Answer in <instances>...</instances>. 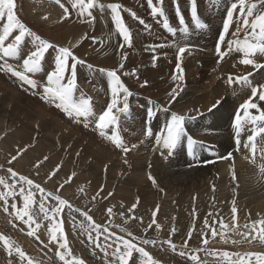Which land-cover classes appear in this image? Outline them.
<instances>
[{
	"label": "rangeland",
	"instance_id": "1",
	"mask_svg": "<svg viewBox=\"0 0 264 264\" xmlns=\"http://www.w3.org/2000/svg\"><path fill=\"white\" fill-rule=\"evenodd\" d=\"M164 1L165 3L163 4L167 3V7L163 6V8L169 19L170 25L178 28V20L175 15V9H174L175 6L173 5L172 0H164ZM226 1H228L229 4L231 2V1L229 2V0H203V1L199 0L198 14L200 19L203 22L205 21L207 27L203 30H197L195 29V26L191 20L189 7H186L188 5L187 0H179L180 7L182 8V13L185 18V23L189 28V37L186 41H184L185 43L189 44V46L191 47V51L185 53L187 56L193 57L194 60L198 57L199 58L203 57V53L201 54V52H198L196 46L204 45L205 44L204 42L206 41L208 42V44L210 43L208 46H211L213 48V51L215 50V43L217 41L216 37L218 35L215 34V27L222 21V16L224 14V11H225L224 15H226V9L224 8H227L229 5L227 4ZM13 2L15 5L14 14L18 16L21 22H23L31 31L39 35L42 39L46 38L45 40L49 41L50 43L51 41H53L56 45L59 42L61 43L63 42L62 45L66 41L71 42L78 33L79 34L82 33L79 32L81 28L85 29L86 26L91 25V23L83 22L81 20V18L77 15L78 10H74L72 8V5L69 2V0H60L59 3H57L56 0H13ZM100 2L105 4V6L111 3H118L121 5L120 15L122 17V20L124 24L130 29L132 36H134L133 44L139 47L137 48V51L143 56L152 57L154 55V53L150 50L152 44L153 46L159 44H165V43L166 44L168 43L167 45H171L175 40L181 38V34L179 33V31L177 32L176 36H173L162 27V22L159 17L153 18V16L151 15V9L148 7L147 0H136V1L135 0L134 1L133 0H108V1L97 0V3ZM153 2L155 3V0H153ZM199 2L201 4H199ZM251 2L258 4L259 0L258 1L251 0ZM33 4L36 5L35 7L38 6V8L40 6V8L37 10H31V7H34ZM60 4H63L64 7L69 10V15L67 17H64V8H61ZM41 6L43 8L45 6L47 7L50 6L53 9H56L55 10L56 13L54 14V16L52 15L53 13H51V15H49L50 17L48 15L46 16L43 15L44 17L42 18V20H39L36 18L35 12L41 11L42 10ZM172 8L174 11L172 10ZM209 9L218 11V14L217 15L216 13L211 14L209 12ZM57 11L59 13H57ZM91 11L95 19L100 17L98 14L99 7L94 8ZM107 12L110 15L109 16L110 18L107 21L103 20L102 22L107 28L106 29L107 32L105 34L103 33L104 36L103 35L99 36L98 27L97 25L94 24L92 25V33H90V36L88 37L89 47L90 48L93 47L88 51L92 52L96 58L98 54L101 57L100 61L103 62L110 61V58L104 57V55H102L104 53V50L108 47L107 49L109 51L112 52L120 51L121 48L119 47V45L122 42L121 38H119L118 35L119 33L116 31V29L114 30L115 26L111 19L110 9H108ZM132 13H135V17L132 15ZM213 16L214 18L217 17V19L212 20L213 25L210 27V22L208 18L210 17L213 18ZM236 16H239V8H237L236 12L234 13V18ZM140 20H143L145 24L152 26L145 28V25L141 24ZM5 22H6V14L4 17L0 18V28H2L3 23ZM155 23H157L158 25ZM55 26L57 27L56 29H54ZM145 29L147 30V32ZM220 30H222V28ZM233 30H234V26H232L231 24L229 32H233ZM15 34L17 33L14 31L13 34L8 38V40H6L5 43L7 44L11 42ZM56 35H58V37H56ZM55 37L56 39H54ZM150 38L152 39L151 42H149ZM94 39H95V43L93 42ZM228 39H234V37L229 35L227 36L226 40ZM171 41L173 42L171 43ZM72 46H73L72 48L75 50L74 53L77 56L78 55L82 56L83 51H76V48L78 46L74 47V44ZM224 48H226V44H224ZM30 49H32L31 40L30 38L26 37L25 44L23 45V55H27ZM207 49L208 51H210L209 47ZM177 50L178 49L175 47L172 48V46H167L164 47L163 49L161 48L158 49V51L155 53V55L158 56L162 52L159 55L158 59L161 60L162 64L164 63L163 65L166 66L169 65L168 67L171 70L172 75L176 70L175 65L177 62L176 61ZM170 53L171 55H168ZM257 54H256L257 59L258 58L262 59L264 57L259 54L258 57ZM172 55H174L175 57ZM54 56H55V52L52 51V49H49L48 52L45 54V60L42 62V66L45 69V71H41L40 73H37L35 75L30 74L32 75L33 79H36L38 81V83L45 82L46 71H50L51 68L54 66ZM0 63H2V61H0ZM9 63L13 65H18L19 63H22V60L16 61L13 59H9ZM156 64H160V63H156ZM77 67H78L77 73L80 72L81 74L87 77V79L84 80L82 79L83 76L81 75L82 77L81 79L83 81H88V76H87L88 71L82 69L80 65H78ZM145 67L151 70V68L153 67V63L150 64L147 63V66ZM133 71L134 70H131V72L130 71H126L122 73L119 72L120 74H118L120 75V77L123 76L121 77L122 82L132 92V96L130 97L131 99L129 98V112L127 115L120 114V119L118 122L119 136L124 142L125 146L127 147H130V145H132L130 139L129 138H128L129 140L127 139L128 132L131 133V131H133L132 133H134L135 135H139V139L141 141L142 140L147 141L149 139L148 142L151 145L152 142L155 140V133L158 132L159 129H161V124L157 123L156 121H153L154 118L152 119L150 125L147 123V109L149 107V104L141 102L138 99V97L135 95V93L130 89L129 84L127 82V79H132L134 81L138 80L139 83H142L145 79H147L150 82L152 76L148 71L138 73L136 70H135L136 74L131 75ZM124 73H129V75H125ZM262 73H264V70L262 71ZM94 75H100V74L96 73ZM103 78L104 81L95 80L93 83L92 81H88V84L85 86L82 83L79 84L77 78L79 91L76 93V96L79 97L80 93L82 92L86 98L87 97L91 98L93 111L97 118L107 108V103L111 99V95L108 90L107 78L106 77ZM26 89L27 86L25 85L22 87L21 83L15 77H12L10 73L0 70V163L4 165L2 166L4 169H0V177L4 178L8 183H11L12 182L11 177L10 174L7 172L6 167L11 168L15 172H21L22 175L27 176L29 179H32L34 183L39 184L42 188L45 189L46 192H52L54 194L59 195L62 199L67 200L74 208H80L83 211H88L89 215L92 216L93 220L98 224L101 225L107 224L109 227H114L116 226L115 224H120L119 226L125 227L133 234V236L137 237L138 239L157 240L158 241L157 244L146 245V247L148 249L150 256L155 261H157L158 264H193V262L188 258L187 255L181 256L179 254L182 242L185 239H188L186 234H183L182 237H178V238L175 236L176 234H173L171 236L173 243L177 246L176 251H173L171 248H169V246L166 243H163V241L169 239V233L171 232V230L175 225L174 222L183 221V217H184L183 211L184 209L188 210V208H186V206L183 203L181 204L179 201L175 203L174 200L170 202L164 200L163 196L162 197L164 201L155 200L147 204L142 199L140 200V198H137L136 196L132 197L126 192H120V193L116 192V188L114 187L115 179L112 178V174L109 173L112 170V165L108 162L107 156L108 154L116 152L125 157V155L128 152L125 153L122 149L117 148L115 144H113L110 140L100 136L99 131L96 130L95 128L94 120L93 123H91L88 128H85L82 122L77 123L74 120L68 118L62 111L57 109L53 104L41 100L39 95H33L31 94L30 91ZM229 109L230 108H228V110ZM234 118L235 117H232L233 123H234ZM147 127H150L153 131V136L151 137V139L150 137H145L144 133ZM106 131L107 134L110 136L112 129L109 128ZM210 132L211 130L204 134L206 136L205 143L211 140ZM68 134H70V136H68ZM234 142L236 143V138ZM235 143H234L235 148L233 149V151L240 149L239 152L242 153L241 151L242 145L237 146V143L236 144ZM212 146L209 147L210 149L208 148L207 151H205L204 148L200 149L201 152H206L207 157H209L210 155V157L207 159L208 162L206 164L202 160L198 162L199 165L202 164L200 165L201 167L215 162L214 160H216L217 162L224 160L221 157H223L227 153L220 152L219 148L213 149ZM176 149L178 151H176L171 157H169V159L173 161H181V162H184L185 160L189 159L184 144H181ZM245 151L246 150H244V152ZM17 152H19L20 155L17 156L16 160L12 161V163L9 164L8 161L11 159L12 156L17 155ZM164 152L166 155L167 150H164ZM245 153L247 155V152ZM45 157H47V159H45ZM224 157L227 159L228 154L227 156ZM57 165L60 166L58 170H56ZM190 167L192 168L194 167V165L190 164ZM98 169H100L101 173H97ZM54 170H56L55 175H53L52 178L49 179V174L52 173ZM260 171H261V167H260ZM229 174L232 173L230 172ZM69 176H71L72 178L67 184H65L64 181L67 180ZM260 178L257 182L258 184H256L257 192L259 191L258 193L260 192L264 193V173L260 172ZM120 183L122 184V186L127 187L126 182H120ZM61 184L64 185L62 188L60 187ZM256 188L254 187L253 189L256 190ZM2 190H3V186L0 185V191ZM97 193H99V195H97ZM109 193H112V195L109 196ZM199 196H201V194L198 195L195 192H192L189 195L190 197L189 201L192 204V206L194 207L202 206L200 202H198L197 200L199 199ZM93 197H95V199H93ZM196 197L197 199H195ZM204 197H207L206 193ZM39 198H40V194L37 192L35 195V203L31 205V214L33 215L34 219L38 223H40V228L38 229L37 234L44 233V235H46L45 229L47 230V225L49 221L44 219V213L41 212L40 210ZM243 198L244 197H238L237 198L238 203L236 202V198H233L234 201L233 206L236 207V205L238 204L237 207L241 210L240 211L236 207V209L238 210L237 211L238 215L236 213V217L241 221L242 220L244 221L246 219L247 221H250L249 222L250 224L247 225V229L250 230L248 232L252 231L251 232L252 235H258L259 229L261 227L259 222L261 220L264 221V217L261 216L260 219L253 218L252 216H255L257 214L260 215L261 212L260 213L259 212L257 213V211L250 212L249 208L246 209L244 207H241L240 204L241 202H243L244 200ZM15 200L18 208L22 207V201L20 197L17 196ZM137 200L139 201L138 203ZM8 203H9V211L6 213L3 210L4 202L3 200H0V235H3L10 242V247L13 245L14 247H11V251H9L8 248H5L4 241H0V264H27L29 258L32 260L33 264H56L55 262H52L51 259H49L48 257L44 256L45 257L44 258V257H40L37 254L32 253V248H29L28 245V242L30 241V237L27 235V230H26L27 226L21 223L19 220H16L15 217L11 214L12 212L11 197L9 198ZM54 203L55 202L49 198L46 207H48L50 210V206L53 205ZM134 203L137 204V207L135 209L140 212V215L150 216V217H152L151 216L152 211L156 210L157 206H159V211L157 212V219H158L157 221L158 223L163 224V225L160 224L161 227L159 231L156 230L154 225L152 228L145 231V228H147V225L150 222H145V223L136 222L131 226H130L131 223L128 222L126 224L124 223L122 219L126 218V213H128V209L131 208V206ZM212 203H213V207L211 206V209L206 210L200 214V217L202 216V218H200V224H201L200 227L203 226L205 227V223H204L205 221L203 220H205L206 218L209 219L211 217L214 219V223L216 222L214 224L216 229L217 221L221 215V211H220L221 209L222 211L225 210L226 216H224V218H226L228 215H231L230 217L232 218L231 210L233 206L230 207L228 205L229 202L226 203L225 199H221L220 202L213 201ZM222 205L225 206V208H223ZM109 207L113 208V212L115 213V215L111 218V221L109 220L106 212V209ZM218 207L219 209L217 210L216 208ZM241 208L243 209L244 212H242ZM135 209L134 211H136ZM202 209L203 206L201 207L200 211H202ZM188 211H191V208H189ZM121 212L125 214L124 218H122L119 215ZM207 212L211 213L210 217L208 216ZM240 214H243L244 216H241ZM73 215L75 216V220L77 222L76 226H74L73 216L68 215L67 208L64 209L60 217V219L63 221V229L72 253V256H70L69 259H71L74 255H78L85 261V264H105L104 253L100 250V248H97L94 243H89L86 234H81V229L78 226V222L83 220V217H81L79 213H74ZM94 218H98V219L95 220ZM237 218H235V221H233L232 219L233 222L231 221L230 224H228L230 226L226 228L225 231H224L225 228L221 229L223 233L224 232L226 233V234L224 233V237H225L224 239L221 238L220 233L217 232V230L216 232L217 234L219 233V235L213 236L211 230L206 229L209 230L208 231L209 233L203 231L206 232L205 238L207 239V244L205 245L202 243L200 239L201 232L198 230L199 231L198 238H196L193 235V237L189 240L188 247L185 248L184 251L188 253L191 249H195L196 247L203 249V246H207L206 248H204L203 250L199 251L196 254L199 256L201 261L206 259L208 261V264L209 263L215 264L216 262V261L214 262L213 260L215 257L211 255L212 252H220V253L228 252L234 255V254L254 253L256 252L255 250L257 248L258 250L257 252L264 253V243L260 242L259 239L253 240L251 243L247 245L246 244L247 240H244L241 236L240 240H237L240 241V243H233V238H232L234 237L233 231L236 232L234 234H235V238L237 239L240 236L238 233H243L242 227L238 226V223L240 221H238ZM14 220H16L17 222H13ZM150 220H152V218ZM255 221H257L258 224ZM166 223H170L171 225L169 226V228H167L164 231L165 226H167ZM254 223L257 227L253 231L252 225ZM231 224L235 225V230H233V226ZM137 228L138 230H136ZM93 235H95V233H93ZM217 240L219 241V243L215 242L214 244L213 241H217ZM36 241H37L36 248L38 252H42L41 250L45 251L47 246L40 247L39 243H41V241L37 238ZM222 241L223 242L226 241V242L223 243ZM100 242L101 243L104 242L103 236L100 237ZM109 243H111V241H109ZM51 244H48V246H52V247L49 248V250L48 249L47 250L51 251L52 253L54 251L52 255L56 257L55 252L57 250V245L55 243H51ZM17 247L25 253L24 260H21L19 255L16 253L15 249ZM247 247L252 248L253 251L251 252L237 251L238 249H248ZM37 257L39 258L36 259ZM107 259L111 260L112 258L111 256H109ZM253 264H255V260H253Z\"/></svg>",
	"mask_w": 264,
	"mask_h": 264
},
{
	"label": "snow or ice",
	"instance_id": "2",
	"mask_svg": "<svg viewBox=\"0 0 264 264\" xmlns=\"http://www.w3.org/2000/svg\"><path fill=\"white\" fill-rule=\"evenodd\" d=\"M57 3L60 0H56ZM72 8L77 11V15L81 18L83 22L92 23L95 17L93 16L92 9L99 7L104 9L105 5L103 3H97V0H69ZM148 7L151 9V15L153 18L159 17L162 22V27L173 36H176L177 32L181 34V38L175 40L171 45L159 44L156 46H151L150 50L154 53L151 57L153 66L157 62V55L155 53L160 48L167 46L176 47V70L172 75L173 81L176 82L175 87L171 89L168 93L169 100L168 103L171 104L179 96L180 82L183 80V69L181 67V60L186 52L191 51V47L185 43L189 37V28L185 23V18L182 13V8L180 7L179 0H172L175 6V15L178 20V28L173 27L169 23V19L163 8V0H147ZM189 13L191 20L197 30H203L207 27L206 24L202 22L198 14V0H187ZM61 8H64V17L69 15V10L60 4ZM110 9L111 19L115 26L116 31L119 33L122 42L119 47L121 49L133 47V36L130 29L124 24L122 17L120 15L121 5L118 3H111L106 6ZM14 2L13 0H0V18L4 17L6 14V22L3 23L2 28H0V70L10 73L12 77H15L21 86H27L28 91L33 95H39L41 100L53 104L57 109L62 111L68 118L74 120L77 123H83L85 128H88L93 120L95 122V128L99 131L100 136L105 137L110 140L117 148L122 149L125 153L129 151V148L125 146L124 142L118 133V122L120 119V114L127 115L129 112V98L132 96V92L128 87L122 82L120 75L116 69H98L102 76H105L108 81V90L111 95L110 101L107 103V108L98 116H95L93 111L91 98L85 97L81 92L80 96L77 97L76 93L79 91V86L77 83V66H84L86 61L78 57L69 47L57 46L49 41L42 39L39 35L31 31L16 14H14ZM237 8H239V16L235 18L236 31L231 33L234 39L226 40V36L229 33L230 25L234 22V13ZM135 17V13H132ZM141 24L145 25V28L150 27L145 24L143 20H140ZM257 29L259 30L257 32ZM14 38L9 43H5L6 40L13 34ZM243 32L244 38L241 40L240 34ZM28 37L31 40L32 49H30L27 55H23V45L25 44V38ZM95 43V39L93 41ZM226 44V48H222V45ZM49 49L55 52L54 56V66L50 71H46V77L44 83H38L36 79L32 78V75L45 71L42 66V62L45 60V54ZM232 51H237L243 54L244 58L240 63L245 65H253L255 68H264V65L255 63L250 57L254 54H259L264 56V0H259V7L257 3L251 2V0H231L229 6L226 8V15L223 19L222 30L218 33V39L215 44V52L219 58L217 62L223 60L225 56L229 55ZM121 61L126 59V52L120 53ZM9 59L16 61H21L18 65H13L9 63ZM86 67L89 70L97 71L93 69L91 64H87ZM124 64L121 62L120 68H123ZM32 74V75H30ZM129 75V73H124ZM135 70L131 75H135ZM250 75V74H249ZM229 84H240L241 86L251 88V97L240 105V110L243 112L244 121L241 120V115L238 111L234 118L233 127L236 129V143L237 146L240 145L241 141L239 139L240 130L245 123H251L252 125H257L260 122L262 126L258 129L254 127L253 134L248 136L247 142L244 143V147L248 148L249 143H251V150L253 153L256 152L255 137L258 133H264V111H260L252 98L257 97L264 101V84L258 86H252L251 81L248 76L233 77L229 75ZM149 81L145 79L141 83V87L148 86ZM122 105V107H121ZM216 105H213L209 109L211 112ZM249 109H257L259 115L253 116L249 115ZM169 112L168 107L161 105H153L149 101V107L147 109V123L150 124L152 119L157 115V112ZM82 118V119H81ZM196 119V117L179 115L176 112H171L170 116L166 119L165 123L161 129L155 133V145L156 149L161 152L165 159L171 157L174 154V150L184 144L189 157L193 159L198 158V152L201 148H204V143L202 141L195 140L187 130V122ZM111 128L112 132L109 136L107 134V129ZM146 137L153 136L152 129L150 127L146 128ZM135 145H133V148ZM164 150H167L166 155ZM264 153V148L260 149ZM20 153L11 157L8 161L9 164L17 159ZM231 154H229V157ZM225 158V157H221ZM264 158V157H262ZM47 159V157H45ZM253 163L255 161L253 160ZM59 165L56 166V170L59 169ZM56 170L49 174V179L55 175ZM10 174L11 183H8L4 178L0 177V185L3 186V190L0 191V200H3V210L7 213L9 211V198H12L11 203V214L16 220L27 226V235L30 237H36L37 231L40 228V223H38L33 215L31 214V205L35 203V195L38 192L40 194L39 204L40 210L44 213V219L49 221L47 225V231L49 234V244L55 243L57 245V250L55 252L56 257L63 261V264H85V261L72 257L68 259L67 257L72 256L71 249L69 247L64 229L63 221L60 219L62 212L65 208L68 209V215L73 216L74 226L77 222L75 220L74 213H79L83 220L78 222V226L81 229V234H86L89 243H94L97 248L104 253L105 264H158L145 250L144 245H155L158 243L154 239H138L133 236L131 232L127 235L130 239H126L123 236H117L115 233L109 231L108 225H101L96 223L92 216L89 215L88 211H83L80 208H74L67 200L62 199L59 195L52 192H46L39 184L34 183L32 179L27 176L18 175L17 172L13 171L11 168L7 169ZM261 172L264 173V165L261 166ZM71 176L64 181L67 184L71 180ZM148 179L152 181L153 185H157L155 178L149 173ZM233 179L235 175L233 174ZM64 185L61 184L62 188ZM102 190V189H101ZM99 195V193H97ZM112 193H109L111 196ZM19 196L22 201V207L18 208L15 198ZM51 199L55 203L50 206V210L46 207L48 199ZM95 199V197H93ZM139 201L137 200V203ZM137 204L134 203L131 208L128 209L130 214L124 219V223L128 222V219L135 220L136 217L133 214L134 209ZM159 211V206L156 210L152 211V220L145 228V231L152 228L155 225L157 231H159L161 225L157 222V212ZM232 217L235 221L237 209L235 206L232 207ZM109 220L115 215L113 208L109 207L106 209ZM122 218L125 214L121 212L119 214ZM193 220H195V211L193 212ZM11 222V221H10ZM205 227L210 229L213 236L217 235L214 227V223H210L209 219H205ZM223 229V221L220 222ZM261 227L259 229L258 235H252L251 232L238 233L242 236L244 240L251 243L253 240L259 239L260 242L264 243V221L259 222ZM119 227V225H116ZM255 223L252 225L253 231L255 230ZM122 232L125 231L124 228L120 229ZM233 230H235V225H233ZM177 231L173 228L169 233V239L163 241L169 248L173 251L177 250V246L173 243L171 236ZM95 233V235H93ZM103 236L104 242H100V237ZM206 232H202L200 239L203 244H207V239L205 238ZM220 236L224 239L223 231L220 232ZM188 239L182 242L179 254L181 256L187 255L188 258L193 262V264H208L207 260L201 261L199 256L196 254L203 250L202 248L191 249L188 253L184 251L188 247L189 240L193 237V229L189 228L187 232ZM0 241H4L5 248L11 251L10 242L3 236L0 235ZM111 241V243H109ZM233 243H240V241H233ZM111 250V251H109ZM16 253L19 255L21 260L25 259V253L21 251L18 247L15 249ZM138 254V255H136ZM212 256L218 257L223 264H264V254L261 253H246V254H230L228 252H212ZM111 256V260L107 258ZM27 264H33L32 260L29 258Z\"/></svg>",
	"mask_w": 264,
	"mask_h": 264
},
{
	"label": "bare ground",
	"instance_id": "3",
	"mask_svg": "<svg viewBox=\"0 0 264 264\" xmlns=\"http://www.w3.org/2000/svg\"><path fill=\"white\" fill-rule=\"evenodd\" d=\"M230 1L231 0H229V2ZM226 2H227V4H229L228 1H226ZM163 3H165L164 0H163ZM199 4H201V3L199 2ZM35 6L36 5H34V7H31V10H37L40 8V6H39V8H38V6L37 7H35ZM163 6L167 7V3L163 4ZM257 6L259 7V3L257 4ZM126 7H127V5H126ZM186 7H188V5ZM204 7H206V6H204ZM224 9H226V8H224ZM55 10L56 9H53L50 6L49 7L45 6L44 8L42 7L41 11H36L35 16L37 19L42 20V18L44 17L43 15L49 16V15H51V13H53L52 15L54 16V14L56 13ZM172 10H173V8H172ZM107 11H108V8L106 6L104 9L99 8L98 14L100 17L93 20L91 25L86 26L85 29L81 28L79 30V32H82V33H80V34L78 33L73 38V40L71 42L66 41L63 45H62L63 42L62 43L59 42L57 44V46L69 47L74 52L75 50L72 48L73 47L72 45L74 44V47L78 46L76 48V51H83L82 56L78 55V57H80L86 61V64L84 66H81V67H82V69L88 71V75H87L88 81H92V83L95 80L104 81L103 77H105V76H102L98 71V69H100V68L116 69L118 74H120L119 72H121V73L126 72V71L131 72V70H136L138 73L148 71L150 73V75L152 76V79L150 80L148 86L141 87L140 86L141 83H139L138 80L134 81L132 79H127V82L129 84L130 89L135 93V95L138 97V99L141 102L149 104V101H151L153 105H161V106L169 108V112H167V113L162 112V111L157 112V115L155 116L156 118L154 117L153 121L160 123L161 127H162L163 124L165 123L166 119L170 116L171 112H176L179 115H187V116L196 117V119L187 122V130H188L189 134L195 140L202 141L204 143V146H205L204 150L207 151V149L213 145L212 146L213 149L219 148L220 152L227 153L228 157H229V154H231L230 158H227V159L223 158L224 160H221L218 162L216 160H214L215 162L210 163L208 165H204L202 167L200 166L202 164L199 165L198 162H200L202 160L206 164L208 162L207 159L210 157V155H209V157H207L206 152H201V150H199V152L197 154L198 155L197 159H193V158L189 157V159L185 160L184 162L173 161V160L169 159V157L167 159H165V157L161 155V152L156 149L155 140L150 145V143L148 142L149 139L147 141L146 140L141 141L139 139V135H135L134 133H132L133 131H131V133L128 132L127 139L128 138L130 139V142L132 145H130V147H128L129 151L125 155V157L121 154L116 153V152L108 154V156H107L108 162L112 165V170L109 173L112 174V178L115 179L114 180V182H115L114 187L116 188V192H118V193L126 192L127 194L131 195L132 197L136 196L137 198H140V200L142 199L147 204L151 203L155 200L156 201L157 200H159V201L167 200L169 202L174 200L175 203L178 201L181 204L183 203L186 206V208H188V210H189V208H191V211L184 209L183 221L174 222L175 225L173 228L177 229V231L174 234H176L175 236L177 238L182 237L183 234L187 235L189 228L193 229V235L196 238H198V236H199V231L201 233L203 231L208 232L209 230H206L207 229L206 227H204V226L200 227L201 226L200 218H202V216L200 217V214L206 210L211 209V206L213 207V203H212L213 201L220 202L221 199H225L226 203L229 202L228 205L230 207H232L234 205L233 204L234 203L233 198H236V202H237L238 197H244L243 198L244 200H243V202H241L240 206L244 207L246 209L249 208L250 212H256V211H257V213L261 212L260 215L257 214L258 216L257 215L252 216L253 218H256V219L259 218L260 219L261 216L264 217V193H261V192L258 193L259 191L257 192V188H256V184H258L257 182L260 178V172H261L260 167L262 165H264V158H262V157H264V153H262L260 151V149L264 148V133H258L255 137V143L257 146L255 153H253L251 150V143H249L248 148L244 147V143L247 142L248 136L253 134L254 127L256 129H258L262 125L260 124V122H257V125H255V126L252 125L251 123L243 124V126L240 130V136H239V139L241 141L239 146L242 145V148H241L242 153L239 152V150H240L239 148H238L239 150L233 151V149L235 148L234 147V143H235L234 140L236 138V129L233 127L232 117H235L239 111V113L241 115V120L244 121L246 119L243 115V112L240 110V105L243 104L246 100H249V98L251 97V88L241 86L240 84H236V83H233V84L228 83V77H229V75H231L233 77V80H235L236 77L248 76L249 80L251 81L252 86H258V85L264 84V73H262L264 68L258 69V68H255L253 65H245V64L240 63V61L244 58V56L242 53L237 52V51H232L229 55L225 56V58L223 60H220L219 62H217L219 58L217 57L215 50L213 51V48L211 46H208L210 43L208 44V42L205 40L206 42H204L205 43L204 45H197L196 46L198 49L197 51L201 52V54L203 53V57H201V58L198 57L194 60L193 57L187 56L186 54L183 55L182 60H181V67L183 69V80L180 82L179 96L177 97V99L174 102L169 104L168 103V100H169L168 93L176 85V82L173 81V79H172V73L168 67L169 65L168 66L163 65L164 63L162 64L161 60L157 59L156 63H160V64H156L155 66H153L151 68V70H149L145 66H147V63H149V64L152 63L151 57L141 55L137 51V48H139V47H137V45H134V44H133L134 46L131 48H124V49H121L120 51H117V52L109 51L107 49L108 47L105 50L103 49L104 53L102 55H104V57L110 58V61H106V62L100 61L101 57L98 54H97V58H96L92 52L88 51L89 49L93 48V47H91V48L89 47V41H88V37L90 36V33H92V25H94V24L97 25L99 36H102L103 33L105 34L107 32L106 26L102 23L103 20L107 21L110 18L109 17L110 15L108 14ZM209 12L211 14H213V13H216V15L218 14V11H215L213 9H209ZM57 13H59V12L57 11ZM139 13H137V14H139ZM187 14H188V12H187ZM224 14H225V11H224ZM224 14L222 16V21L220 23L217 22L219 24L215 27V34H218L219 30L223 26V19L225 17ZM235 18H234V22L232 23V26H234L233 32H235V29H236ZM208 19H209L210 27H211L213 25L212 20H216L217 17L214 18V16H213V18L210 17ZM207 23H208V21H207ZM155 24H157V23H155ZM189 27H191V26H189ZM56 28L57 27L55 26L54 29H56ZM114 30H115V28H114ZM258 31L259 30L257 29V32ZM146 32H147V30H146ZM231 33L232 32H229L227 34V36L231 35ZM59 35H60V33H59ZM143 36H145V35H143ZM227 36H226V39H227ZM56 37H58V35H56ZM56 37L54 39H56ZM137 37H138V35H137ZM119 38H121V37L119 36ZM217 38H218V35L216 37V40H217ZM239 38L241 40H243V38H244L243 32H241ZM140 40H141V38H140ZM151 40L152 39L150 38L149 42H151ZM211 40H213V39H211ZM59 41H61V40H59ZM172 42L173 41H171V43ZM51 43L55 44L53 41H51ZM143 45H145V44H143ZM148 46H150V45H148ZM152 46H153V44H152ZM193 46H195V45H193ZM208 47H209L210 51H208V49H207ZM222 48H224V45H222ZM161 49H163V48H161ZM170 51H171V49H170ZM122 52H126V59H124L123 61H121V55H120V53H122ZM147 55H148V53H147ZM159 55L157 57H159ZM168 55H171V53ZM172 56H174V55H172ZM257 56H258V54H257ZM250 58L253 59L255 61V63L264 65V59H263L264 57L262 59L261 58L257 59L256 54H254ZM121 62L124 64L123 70H122V68H120ZM87 64H91L93 66V69H96L97 71L89 70L86 67ZM96 73H99L100 75H94ZM77 74H78L77 78H78L79 84L82 83L84 86L87 85L88 81L82 80V79L86 80L87 77L85 75L81 74L80 72H78ZM81 75L83 76V78L81 77ZM121 77H123V76H121ZM231 94H233V95H231ZM252 100H253V102H255L257 104L258 109L260 111H264V101H261L258 98V96L252 98ZM213 105H216V107L211 112H209V109L212 108ZM121 107H122V105H121ZM228 108H230V109L228 110ZM249 115L257 116V115H259V111L257 109H249ZM210 130H211V132H210L211 140H209L208 142L205 143L206 136L204 134L206 132H209ZM68 136H70V134H68ZM151 137H150V139H151ZM256 138H257V140H256ZM142 139H143V137H142ZM127 143H129V142H127ZM133 145H135L134 148H133ZM236 149H237V147H236ZM244 150H246L245 152H247V155L244 152ZM176 151H178V150L175 149L174 153ZM227 154L226 155L223 154V155L227 156ZM214 155H215V153H214ZM247 156H249L250 158ZM252 159H254L255 163H253ZM190 164L194 165V167L191 168ZM2 166H4V165L0 163V169H4ZM6 169H8V167H6ZM230 172L232 174H229ZM17 173H18V175H22L21 172H17ZM97 173H101L100 169L97 170ZM149 173L157 181L156 186H154L152 181H150L148 179ZM233 174L235 175V179H233ZM120 182H126L127 187L122 186V184ZM254 187L256 188V190L253 189ZM192 192H195L198 195L201 194V196H199V199H197V197L195 199H197L198 202H200V204L203 206L202 211H200L202 206L194 207L190 203L189 195ZM205 193H206L207 197H204ZM162 196L164 197V200H163ZM210 200H212V201H210ZM249 201H251V202H249ZM158 204H159V202H158ZM216 205H218V204H216ZM237 206H238V204L236 205V207ZM223 208H225V206H223ZM152 209H154V208H152ZM216 209L218 210L219 207ZM237 209H239V208L237 207ZM194 211H195V220H193V212ZM220 211H221V215L217 221V226L215 229L219 233L221 232V229H222L220 222L224 221L223 222V225H224L223 228H225L224 229V231H225L226 228H228L230 226L228 224H230V222L233 219V217L232 218L230 217L231 215H228L226 218H224V216H226L225 210L222 211V209H221ZM134 212L135 213H133V214L135 215L136 219L135 220L128 219V223H131L130 226L136 222H141V223L151 222L150 219L152 217L140 215V212L138 210H136ZM242 212H244L243 209H242ZM129 215H130L129 213H126V218ZM210 215H211V213H208L209 217H210ZM237 215H238V213H237ZM240 215L244 216L243 214H240ZM159 217H160V215H159ZM212 217H213V215H212ZM94 219L97 220L98 218H94ZM203 219H204V217H203ZM122 220L124 221V219H122ZM237 220L240 221L238 223V226L242 227L243 230L242 229L241 230L243 231V233H245L246 231L247 232L250 231L247 229V225L250 224L249 223L250 221H247V219L244 221L243 220L241 221L238 218H237ZM203 221H205V220H203ZM13 222H17V221L14 220ZM163 222H164V220H163ZM209 222L214 223V219L210 217ZM255 222L257 223V221H255ZM159 224H162V223H159ZM166 224H167V226H165L164 231L167 228H169V226L171 225L170 223H166ZM243 224H245V225H243ZM115 225H120V224H115ZM114 227H117V226H114ZM114 227H109V231L115 233L117 236H123L126 239H130V237H128V235H127V233L130 231L127 230L125 227H122V226H119L117 228H114ZM121 228H124L125 231L122 232L120 230ZM43 229H45V228H43ZM26 230L28 231V228ZM136 230H138V228ZM45 232H46V235H44V233H40V234L38 233L37 236L39 237V240L41 241V243H39L40 247L47 246L46 250L43 248L45 251L41 250L42 252H38V250L36 248V246H37L36 237H30V236H29L30 241L28 242L29 248H32V253L37 254L40 257L45 256V257H48L49 259H51V261L55 262L56 264H63V261L59 260L57 257H54L52 255L54 253V251H53V253L51 251H48L49 248H51L52 246H48L49 235H48V231L46 229H45ZM219 233L217 235H219ZM234 233H236V232L233 231V236H234V237H232L233 241L234 240L235 241L240 240L241 235L237 239V238H235ZM139 238H142V237H139ZM225 240H227V239H225ZM231 241H230V243H231ZM213 242H214V244H215V242L219 243L218 240L213 241ZM225 242H223V243H225ZM246 244L248 245L249 242L247 241ZM144 247H145V250L148 251L146 245H144ZM206 247L207 246H203V249ZM247 248L248 249H238L237 251H239V252H251V251H253L252 248H250V247H247ZM255 251L256 252H254V253H261V252H257L258 251L257 248ZM261 254H264V253H261ZM241 255H243V254H241ZM74 257H77V258L79 257L80 259H82L78 255H74ZM38 258L39 257H37L36 259H38ZM67 258L69 259V257H67ZM213 260H214V262L216 261L215 264H223V262L218 257H215ZM212 264H214V263H212Z\"/></svg>",
	"mask_w": 264,
	"mask_h": 264
}]
</instances>
